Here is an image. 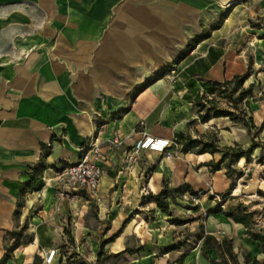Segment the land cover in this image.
<instances>
[{"label":"crops","instance_id":"crops-1","mask_svg":"<svg viewBox=\"0 0 264 264\" xmlns=\"http://www.w3.org/2000/svg\"><path fill=\"white\" fill-rule=\"evenodd\" d=\"M263 16L264 0H0V264H46L50 250H57L51 264H65L62 247L72 250L80 236L126 212L121 188L132 185L135 191L145 168L142 162L126 166L137 141L144 132L174 140L184 133L171 117L174 92H186L192 103L206 94L205 81L196 79L237 58L232 44ZM173 66L182 67L185 82L155 78ZM117 135L123 140L119 148L111 145ZM95 139L106 171L98 195L61 197L57 175L77 163L80 150ZM42 145L50 149L41 168L43 187L26 191L31 171L41 164ZM149 153L163 156L140 154ZM165 160L174 165L172 182L187 183V165ZM169 173L159 166L148 189L155 191ZM221 213L228 212L216 213L223 219ZM260 214L256 231L264 234ZM246 232L240 223L223 221L205 235L233 240L240 264L244 252L264 262V252ZM207 253L218 261L216 251ZM211 261L202 257L197 264Z\"/></svg>","mask_w":264,"mask_h":264},{"label":"rangeland","instance_id":"rangeland-1","mask_svg":"<svg viewBox=\"0 0 264 264\" xmlns=\"http://www.w3.org/2000/svg\"><path fill=\"white\" fill-rule=\"evenodd\" d=\"M259 20L264 23V16L253 22ZM247 32H243L242 41L231 46L236 50L237 58L226 59L216 67L212 75L196 79L223 83L249 71L250 76L242 88L246 90L253 85L252 94L238 104H232L230 99L220 93L203 95L204 102L214 100V104L209 103V106L233 112L236 120L211 116L207 122H203L196 102L187 100L186 92H174L176 104L172 108V120L181 126L186 136L200 141L197 148L184 152V143L175 140L177 156L174 157L176 162L189 168L185 184L192 186L197 195L184 191L182 186L172 182L171 179L175 178V175H171L175 173L172 171L174 165L172 161L167 162L164 156L149 153L139 154L132 160L127 158V167L132 169L133 165L142 162L145 168L140 174V186L135 191L131 189L132 183L127 187L124 184L121 188L124 200H128L126 212L119 217L105 219L100 224L102 226L94 230V234L80 236L72 250L62 247L61 260L65 264H183L186 259L197 264L202 257L211 261L214 255L205 254L201 250L202 241L198 240L199 236L205 235L206 231L213 232L222 228L223 221L232 225L234 220L225 213L220 214L223 219L217 216L219 214L211 213L217 209L229 212L230 205L239 206L231 210L237 215L245 210L244 206L251 212H258L257 216L253 215L250 219V228L257 230L256 219L264 211L263 206H258L264 204L260 193L264 192V30L247 28ZM229 45L231 43L225 41L224 46ZM181 70L182 67L173 66L163 75L162 82H185ZM208 142L222 149L232 147L247 151L253 145L257 149L249 155V161L245 158L236 160L233 155H229L221 165V170L213 172L211 167L204 164L219 162L222 154H200V148ZM159 166L170 169V175L164 176L155 191H151L148 189L150 177ZM133 172L128 171L127 174L133 177ZM177 176L181 177V172ZM151 188L154 189V186ZM163 190L170 191L175 197V201L168 199L167 212L148 198L150 194L158 195ZM98 191L88 193L96 196ZM233 198L235 201H232ZM137 226L136 233H133ZM114 236L116 238L113 240ZM126 248L134 251L119 255Z\"/></svg>","mask_w":264,"mask_h":264},{"label":"trees","instance_id":"trees-1","mask_svg":"<svg viewBox=\"0 0 264 264\" xmlns=\"http://www.w3.org/2000/svg\"><path fill=\"white\" fill-rule=\"evenodd\" d=\"M251 27L258 30H264V23L259 20L258 22L251 21ZM264 36V35H263ZM201 37H197L194 39L188 46V49L186 52H190L192 48L200 41ZM179 59H176L174 63H178ZM168 71V69H164L161 72H159L157 75V78L163 77L165 75V72ZM250 76L249 71H247L245 74L242 75H236L233 77V79L225 82H214V81H207L204 82V85L207 87L206 94L215 95L216 93H220L221 95L225 96L226 98L230 99L232 104H238L239 101L246 98L247 96H250L252 94L253 85H251L248 89L244 90L242 87L245 84V82L248 80ZM239 93L237 97H235V94ZM214 100L211 99L209 102H204V96L200 97L196 101V105L199 108V116L200 119L203 122H207L211 116L213 117H228L232 120H236L234 113L229 110H219L215 106H209L208 104H214ZM175 140L184 143L183 145V151L189 152L190 150L197 148L200 141L193 139L189 136H186L184 133H177L175 135ZM43 148V155L41 159V164L34 168L31 171V177L30 180L27 181L25 185V190H41L43 187V182L41 180V168L43 167V160H45L46 157L50 154V149H48L45 145H42ZM257 149L256 145H253L249 150L245 151L241 148H232V147H225L220 148L219 146L208 142L203 144V146L200 148V154L210 153V154H217L221 153L222 158L219 162H210L208 164H204V166L211 167L213 172L221 170V165L229 158V155H233V157L237 160L239 158H245L247 161L250 160L249 155L253 154V152ZM230 167V164H229ZM183 190L192 193V195H197V192L194 191L193 187L189 184L182 185ZM227 193L226 195H228ZM151 200L155 201L158 205V207L163 210L164 212L169 211V202L168 199L170 198L172 201H175L174 195L168 191L163 190L158 195L150 194L148 196ZM222 212L220 209H217L216 211H213L211 213H219ZM226 216L233 219L236 223H240L244 225L247 229L248 235L259 244V247L264 252V234L261 232L253 231L251 226V217L253 216L252 213H246L242 211L240 215H237L234 212H228L226 213ZM25 228V227H24ZM14 235H20V233H13ZM116 238V236L113 237V240ZM112 240V241H113ZM199 241H202L201 243V250L207 254V251H216L218 254V257L220 260L218 261H211L212 264H240L238 261V256L233 251V240L225 238L222 241L217 240L216 237L213 235H201L199 236ZM131 248H126L123 252H121L119 255L133 252ZM244 263L245 264H264V262L259 261L256 257H252V255L248 252H244ZM184 259L181 258V260Z\"/></svg>","mask_w":264,"mask_h":264},{"label":"built area","instance_id":"built-area-1","mask_svg":"<svg viewBox=\"0 0 264 264\" xmlns=\"http://www.w3.org/2000/svg\"><path fill=\"white\" fill-rule=\"evenodd\" d=\"M144 123L141 122V126ZM123 144L120 136H115L111 145L119 148ZM177 143L174 139L154 137L150 134L143 133L142 138L137 141L133 149L128 155V159L132 160L142 151H149L163 155L165 158H174L177 156L175 148ZM81 156L77 163L66 167L57 175L58 182L61 186L60 196L65 197L69 193L86 191L96 193L99 190L100 183L106 174L103 162L104 154L98 139H95L87 147L80 150ZM57 254V250H50L45 254L44 261L51 264Z\"/></svg>","mask_w":264,"mask_h":264}]
</instances>
